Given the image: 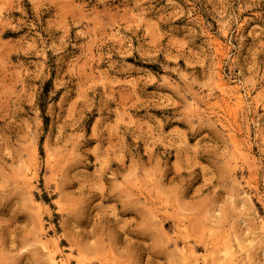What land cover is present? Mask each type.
<instances>
[{
  "label": "rangeland",
  "instance_id": "obj_1",
  "mask_svg": "<svg viewBox=\"0 0 264 264\" xmlns=\"http://www.w3.org/2000/svg\"><path fill=\"white\" fill-rule=\"evenodd\" d=\"M56 262L264 264V0H0V264Z\"/></svg>",
  "mask_w": 264,
  "mask_h": 264
},
{
  "label": "bare ground",
  "instance_id": "obj_2",
  "mask_svg": "<svg viewBox=\"0 0 264 264\" xmlns=\"http://www.w3.org/2000/svg\"><path fill=\"white\" fill-rule=\"evenodd\" d=\"M219 49V48H218ZM216 51H217V48H216ZM220 79V77H219ZM219 86H225L226 85V82H223L221 79L219 80V83H218ZM236 85V84H235ZM224 89V88H223ZM231 93H232V98L234 99V101H236V103L238 104H242V96L239 92L237 91H234V90H231ZM225 99V98H224ZM195 104L197 105L198 102L195 101ZM195 108V107H194ZM229 108V107H228ZM222 124V123H221ZM223 126V125H222ZM225 127V126H223ZM232 131V130H231ZM231 138V137H230ZM232 140V139H231ZM234 140V139H233ZM232 140V141H233ZM239 142V141H237ZM240 143V142H239ZM31 180V179H30ZM246 192V191H245ZM43 237V236H42ZM225 238V237H224ZM193 249V248H192ZM48 250V249H47ZM56 255V254H55ZM221 255V254H220ZM58 256V255H57ZM221 256H224L223 254ZM220 257V256H219ZM62 259V258H61ZM52 260V259H51ZM59 263H60V260H59ZM63 264V262H61ZM57 264V262H56Z\"/></svg>",
  "mask_w": 264,
  "mask_h": 264
}]
</instances>
